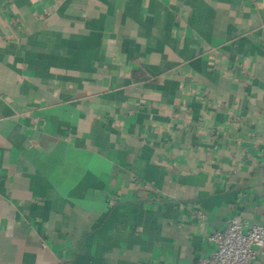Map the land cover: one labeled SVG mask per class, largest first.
<instances>
[{"label":"crops","instance_id":"obj_1","mask_svg":"<svg viewBox=\"0 0 264 264\" xmlns=\"http://www.w3.org/2000/svg\"><path fill=\"white\" fill-rule=\"evenodd\" d=\"M235 217L264 223V0H0V264H194Z\"/></svg>","mask_w":264,"mask_h":264},{"label":"built area","instance_id":"obj_2","mask_svg":"<svg viewBox=\"0 0 264 264\" xmlns=\"http://www.w3.org/2000/svg\"><path fill=\"white\" fill-rule=\"evenodd\" d=\"M199 216L207 218L203 212ZM208 239L214 249L194 264H254L260 249L264 248V223L235 217L227 229L216 230Z\"/></svg>","mask_w":264,"mask_h":264}]
</instances>
